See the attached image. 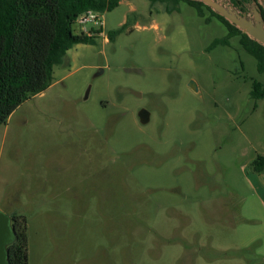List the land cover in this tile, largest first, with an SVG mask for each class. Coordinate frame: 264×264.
<instances>
[{"label": "rangeland", "instance_id": "1", "mask_svg": "<svg viewBox=\"0 0 264 264\" xmlns=\"http://www.w3.org/2000/svg\"><path fill=\"white\" fill-rule=\"evenodd\" d=\"M204 10L121 0L76 22L94 42L0 126V210L26 216L28 264H264V73L239 35L207 50L228 28Z\"/></svg>", "mask_w": 264, "mask_h": 264}, {"label": "trees", "instance_id": "2", "mask_svg": "<svg viewBox=\"0 0 264 264\" xmlns=\"http://www.w3.org/2000/svg\"><path fill=\"white\" fill-rule=\"evenodd\" d=\"M121 0H0V126L8 122L14 111L32 96L45 91L53 81L54 68L64 64L67 52L75 44L88 43L93 36L78 33V18L93 10L104 14L114 10ZM178 5L185 1L196 8L201 17L204 7L218 17L228 33L216 38L207 48L228 45L234 35L240 36L242 47L257 60L258 70L264 73V45L230 23L225 17L199 0H149ZM176 9H178L176 7ZM170 11V8H168ZM209 20V18H208ZM128 21L108 31V39L127 28ZM91 30H95L91 28ZM101 31V30H99ZM98 32V31H97ZM251 97L264 98V85L253 82ZM257 171L264 170V155L254 160ZM16 239L9 246L11 264H28V234L25 215L12 216Z\"/></svg>", "mask_w": 264, "mask_h": 264}, {"label": "water", "instance_id": "3", "mask_svg": "<svg viewBox=\"0 0 264 264\" xmlns=\"http://www.w3.org/2000/svg\"><path fill=\"white\" fill-rule=\"evenodd\" d=\"M211 7L215 12L225 17L230 23L247 33L251 38L264 45V17L258 6L251 9V13H241L233 4L220 0H199ZM90 42L94 40L90 39ZM103 60H100L99 73L102 69ZM190 86L196 88L195 83L190 82ZM131 93L141 97L142 92L131 90ZM138 116L142 123H146L150 119V111L141 108ZM13 218L0 210V264H11L9 260V244L16 239V229L13 225Z\"/></svg>", "mask_w": 264, "mask_h": 264}, {"label": "flooded vegetation", "instance_id": "4", "mask_svg": "<svg viewBox=\"0 0 264 264\" xmlns=\"http://www.w3.org/2000/svg\"><path fill=\"white\" fill-rule=\"evenodd\" d=\"M231 2L235 7H237L240 10L241 13H247V14L251 13V9H253L254 6L255 7L258 6V9L260 10L261 14L264 17V0H231ZM11 244H9V246ZM9 246H8V250H9Z\"/></svg>", "mask_w": 264, "mask_h": 264}, {"label": "built area", "instance_id": "5", "mask_svg": "<svg viewBox=\"0 0 264 264\" xmlns=\"http://www.w3.org/2000/svg\"><path fill=\"white\" fill-rule=\"evenodd\" d=\"M77 22L83 25L84 31H87V24L89 23L94 25L102 24V14L93 10H88L78 18Z\"/></svg>", "mask_w": 264, "mask_h": 264}]
</instances>
